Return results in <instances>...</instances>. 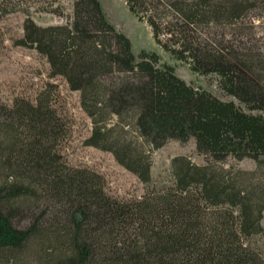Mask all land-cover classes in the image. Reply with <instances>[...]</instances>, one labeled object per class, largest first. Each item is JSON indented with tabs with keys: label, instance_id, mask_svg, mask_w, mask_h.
Wrapping results in <instances>:
<instances>
[{
	"label": "trees",
	"instance_id": "obj_1",
	"mask_svg": "<svg viewBox=\"0 0 264 264\" xmlns=\"http://www.w3.org/2000/svg\"><path fill=\"white\" fill-rule=\"evenodd\" d=\"M124 2L166 52L192 72L215 74L240 105L187 83L154 52L136 59L99 0H71L60 24L26 20L20 44L45 56L50 75L79 93L92 124L87 145L112 152L145 183L149 148L171 140H194L209 163L174 156L169 183L115 198L98 173L59 161L53 149L67 127L48 92L34 102L16 98L0 126L9 143L0 154L13 172L0 186V249L21 248L39 231L41 217L14 224L21 198L37 187L54 204L47 226L64 251L48 264H264L246 241L260 229L263 194L254 197L241 171L214 166L230 157L264 163V49L250 44L247 30L263 17L264 0Z\"/></svg>",
	"mask_w": 264,
	"mask_h": 264
},
{
	"label": "rangeland",
	"instance_id": "obj_2",
	"mask_svg": "<svg viewBox=\"0 0 264 264\" xmlns=\"http://www.w3.org/2000/svg\"><path fill=\"white\" fill-rule=\"evenodd\" d=\"M107 20L123 32L131 42V50L138 58L141 50L156 53L161 64H169L175 73L194 87H201L218 98L239 102L226 95L217 85L215 74L200 75L192 72L188 65L166 52L152 37L150 27L139 21L128 9L124 0H99ZM59 9L63 16L53 11ZM71 0H0V126L8 120L5 113L11 109L16 98L34 102L38 95L47 91L57 114L66 123L67 136L57 142L53 151L59 161L67 166L86 168L98 173L104 181L105 191L111 196L129 200L142 196L148 190L169 183L171 159L185 155L192 162L205 165L208 157L197 151L194 140L181 143L171 140L158 149H150V181L142 182L133 172L127 170L115 159L112 152L87 145L92 124L80 106L79 93L69 88L61 76H51L45 56L28 45L20 44L24 35V23L30 19L38 25L60 24L71 15ZM250 44L264 49V15L252 20ZM240 105V104H239ZM243 107V105H241ZM8 134V133H7ZM0 135V149L7 150L8 135ZM130 137V136H129ZM134 137H130L133 140ZM1 152V153H2ZM216 168L232 169L243 177L244 186H255L254 197L264 198V163L245 158H228L216 163ZM13 172L7 169L4 156L0 154V186L13 179ZM26 183V182H25ZM14 224L21 228L41 217L39 231L24 246L18 249H0V264H48L63 254L55 243L54 229L47 226L54 204L46 200L39 188L21 198ZM33 204L32 206H29ZM29 207V208H28ZM258 254L264 257V204L260 229L246 240Z\"/></svg>",
	"mask_w": 264,
	"mask_h": 264
}]
</instances>
